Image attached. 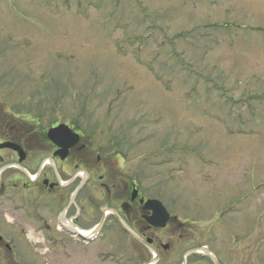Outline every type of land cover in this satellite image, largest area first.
<instances>
[{"label":"rangeland","instance_id":"374dc122","mask_svg":"<svg viewBox=\"0 0 264 264\" xmlns=\"http://www.w3.org/2000/svg\"><path fill=\"white\" fill-rule=\"evenodd\" d=\"M0 83L195 220V241L264 264V0H0Z\"/></svg>","mask_w":264,"mask_h":264},{"label":"flooded vegetation","instance_id":"af4514ba","mask_svg":"<svg viewBox=\"0 0 264 264\" xmlns=\"http://www.w3.org/2000/svg\"><path fill=\"white\" fill-rule=\"evenodd\" d=\"M3 86L0 83V262L21 264L31 248L37 250L31 264H43L41 255H47V264L58 259L87 264L88 258L98 264H242L241 255L228 258L236 242L227 246L195 241L188 228L195 220L183 219L164 200L143 194L135 181L115 183V173L105 164L108 156L84 143L81 132L69 127L77 137L55 144L48 133L60 124L43 126L37 113L8 106ZM115 153L124 160L119 150ZM93 154L100 164L97 171L89 167ZM90 184L97 196L87 194ZM222 214L208 223L223 224ZM133 247L145 255L140 258L134 251L133 257L126 256L124 249Z\"/></svg>","mask_w":264,"mask_h":264},{"label":"water","instance_id":"95a60500","mask_svg":"<svg viewBox=\"0 0 264 264\" xmlns=\"http://www.w3.org/2000/svg\"><path fill=\"white\" fill-rule=\"evenodd\" d=\"M72 136L69 129L65 126H59L53 130H50L48 133V137L52 138L55 144H58L64 141L66 143L67 139Z\"/></svg>","mask_w":264,"mask_h":264}]
</instances>
